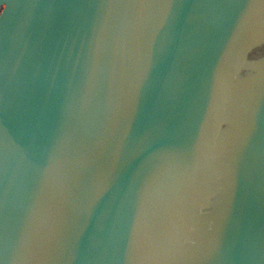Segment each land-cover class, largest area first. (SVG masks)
<instances>
[{
    "label": "water",
    "instance_id": "water-1",
    "mask_svg": "<svg viewBox=\"0 0 264 264\" xmlns=\"http://www.w3.org/2000/svg\"><path fill=\"white\" fill-rule=\"evenodd\" d=\"M0 264H264V0H0Z\"/></svg>",
    "mask_w": 264,
    "mask_h": 264
}]
</instances>
